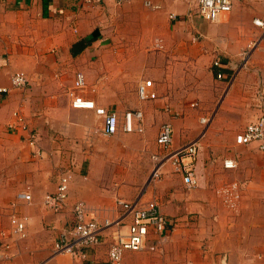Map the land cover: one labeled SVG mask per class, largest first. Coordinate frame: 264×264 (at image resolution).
<instances>
[{
	"label": "crops",
	"instance_id": "1",
	"mask_svg": "<svg viewBox=\"0 0 264 264\" xmlns=\"http://www.w3.org/2000/svg\"><path fill=\"white\" fill-rule=\"evenodd\" d=\"M152 2L160 8L143 0L95 6L84 0L0 2V86L9 89L0 95V205L29 218L27 237L13 241L11 259L0 264H109L107 242L79 261L55 254L54 242L72 224L75 202H85L91 215L115 219L118 199L138 197L160 202L170 234L162 243L151 236L143 251H127L123 264H264V154L255 144L235 143L260 117L264 39L245 67L242 54L263 35L254 20L264 21V0H234L216 23L188 0ZM153 39L156 49H147ZM16 73L27 76L26 87L12 85ZM77 73L86 79L83 95L97 105L120 116L142 111L144 133L105 135L95 112L73 108L68 91ZM148 83L156 98L142 101L138 87ZM15 115L29 130L17 126ZM168 122L174 128L169 152L200 140L193 190L171 161L151 179V156L164 154L156 139ZM228 156L239 158L236 171L223 167ZM67 169L74 180L68 208L58 214L44 200ZM228 176L249 181L235 215L214 192ZM20 193L32 202L19 200Z\"/></svg>",
	"mask_w": 264,
	"mask_h": 264
},
{
	"label": "built area",
	"instance_id": "2",
	"mask_svg": "<svg viewBox=\"0 0 264 264\" xmlns=\"http://www.w3.org/2000/svg\"><path fill=\"white\" fill-rule=\"evenodd\" d=\"M3 0H0L2 2ZM90 5H100L106 0H84ZM134 0H114L117 5ZM144 4L153 9L160 6L155 5L152 0H143ZM192 3L198 14L210 23H216L219 19L232 11L234 0H188ZM172 20H177V15L171 14ZM256 27L262 29L263 35L251 42L243 52V65L248 61L251 52L264 39V21L254 20ZM158 45V44H157ZM215 67H221L220 60L214 62ZM218 79H223V74L218 73ZM28 78L22 73H16L12 77V85L15 88H24L28 85ZM86 89V79L83 73H77L73 87L68 91L72 107L75 109L92 110L103 121V132L105 135L113 136L119 132L125 134L144 133V113L142 111L126 110L123 116L117 112L108 111V109L96 104L95 101L86 98L83 92ZM9 89L0 86V95L7 94ZM138 96L142 101L155 99L156 94L149 89L148 84H140L138 87ZM256 104L260 111V117L249 123L246 128L236 135L235 143L240 146H249L255 144L257 149L264 154V80H261L257 87ZM17 126L23 130H29V126L22 118L15 115ZM202 123L208 120L203 118ZM16 126V125H14ZM29 140L31 145H35L36 137L30 133ZM174 128L172 123H164L156 139L157 145L164 154L168 153L172 147ZM200 140H195L181 148L164 155L158 153L154 157L156 167L152 173L151 179H157L161 175V166L165 161H171L176 173L183 175V182L188 190L197 188L198 181L196 176V161L200 150ZM166 152V153H165ZM238 157H228L223 159V167L226 170L236 171L239 168L240 161ZM74 180L72 170L63 171L58 179L56 191L45 197L44 206L54 213L61 214L68 208L70 197V185ZM248 180H236L225 182L220 185L216 194L227 210L238 211L242 198L248 188ZM18 199L27 204L32 202L31 195L20 193ZM16 207V206H15ZM14 207V209H15ZM118 217L115 219H101L89 213L85 202L77 201L72 206L73 220L72 224L66 227L53 245L55 254H68L73 259L83 260L88 256L90 249L99 247L107 242L109 264H123L124 254L127 251L139 252L147 247L149 238L155 236L160 243L165 242L170 234V221L163 213L161 204L157 199L144 202L141 197L134 201L118 199L116 201ZM29 218L21 215L17 210L10 215V231L1 232L5 236L8 234L12 240L24 239L28 235ZM15 240V241H16ZM3 241L0 238V262L8 261L12 256L13 241Z\"/></svg>",
	"mask_w": 264,
	"mask_h": 264
},
{
	"label": "rangeland",
	"instance_id": "3",
	"mask_svg": "<svg viewBox=\"0 0 264 264\" xmlns=\"http://www.w3.org/2000/svg\"><path fill=\"white\" fill-rule=\"evenodd\" d=\"M155 41H156V39H153L152 40V42H151V44H149L148 46H147V49H156V45H155ZM155 45V46H154ZM133 49H136V47L135 48H133ZM196 79H198V78H196ZM205 79V80H204ZM200 80L201 81H206V78H204V77H202V78H200ZM160 151V149H158L157 148V152H159ZM200 152H201V145H200V150H199V154H200ZM199 154H198V157H199ZM228 157H232V156H228ZM228 157H226V158H228ZM155 159H154V157L153 156H151V162L152 161H154ZM197 160H198V158H197ZM156 162V161H155ZM236 180H241V178H239V177H233V176H228V177H225L224 179H223V181L221 182V183H218V184H216V186H215V188H214V192H215V190H217V188L220 186V185H222L223 183H225V182H231V181H236ZM245 196V195H244ZM244 196H243V198H244ZM218 197V196H217ZM243 198H242V201H243ZM219 200V199H218ZM242 201H241V203L240 204H242ZM220 203V202H219ZM221 204V206H222V208L224 209V210H227V208L222 204V202L220 203ZM15 206H17V203L15 202V203H13L12 204V208H14ZM241 206V205H240ZM240 208V207H239ZM9 208H8V204H6V205H0V232H6V231H10V229H11V227H10V212H11V210H10V214L9 213H7ZM227 211H229V210H227ZM234 215L236 214V211H231ZM9 233H11V232H9ZM152 236V235H151ZM0 238L1 239H3V241H15V240H12V238L11 237H9L8 236V234H5V236L3 235V234H1L0 233ZM17 241V240H16ZM4 242V243H5ZM147 245H148V242H147ZM147 248V247H146ZM145 250V249H144ZM76 260V259H75ZM81 260V259H80ZM84 260V259H83ZM79 261V260H78Z\"/></svg>",
	"mask_w": 264,
	"mask_h": 264
},
{
	"label": "trees",
	"instance_id": "4",
	"mask_svg": "<svg viewBox=\"0 0 264 264\" xmlns=\"http://www.w3.org/2000/svg\"><path fill=\"white\" fill-rule=\"evenodd\" d=\"M98 37L97 33L94 35V39H96ZM85 46H82L79 48V51L81 52L82 50H84Z\"/></svg>",
	"mask_w": 264,
	"mask_h": 264
}]
</instances>
